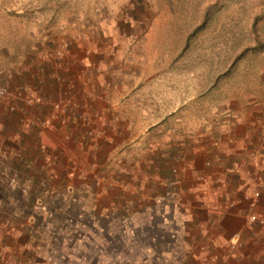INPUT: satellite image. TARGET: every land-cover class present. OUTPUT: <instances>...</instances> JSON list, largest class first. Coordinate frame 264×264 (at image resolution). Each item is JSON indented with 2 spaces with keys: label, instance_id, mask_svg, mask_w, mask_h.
Returning a JSON list of instances; mask_svg holds the SVG:
<instances>
[{
  "label": "rangeland",
  "instance_id": "374dc122",
  "mask_svg": "<svg viewBox=\"0 0 264 264\" xmlns=\"http://www.w3.org/2000/svg\"><path fill=\"white\" fill-rule=\"evenodd\" d=\"M124 41L129 47L122 53ZM11 62L13 70L33 76L32 88L26 80L17 88L55 89L53 109L59 102L67 106L61 124L69 126L68 116H75L78 123L92 126L89 134L99 143L102 131L94 125L106 119L101 106H122L128 98L112 97L114 88L121 93L120 88L143 84L149 104L157 99L155 92L169 100L178 91L195 101L201 123L222 121L226 115L230 119L232 106L264 107V0H0L2 86L10 82ZM75 80L82 99L72 96ZM10 85H5L8 95ZM55 163L51 158L49 167ZM53 179L38 180L39 192L32 191L30 175L5 179L7 186H19L24 200L11 219L23 236L13 258L9 242L2 239L1 263L138 264L124 256L129 248L123 219L129 210L122 200L128 185L118 181L110 197L106 192L82 195L75 183L53 192ZM34 194L36 209L29 201ZM42 197L51 201L43 205ZM111 198L116 205L106 206ZM35 222L42 234L31 237ZM33 247L49 252L36 256Z\"/></svg>",
  "mask_w": 264,
  "mask_h": 264
},
{
  "label": "crops",
  "instance_id": "0c3cea01",
  "mask_svg": "<svg viewBox=\"0 0 264 264\" xmlns=\"http://www.w3.org/2000/svg\"><path fill=\"white\" fill-rule=\"evenodd\" d=\"M125 43L122 53L129 47ZM12 63L10 79L6 77L10 82L3 83H11V90L0 98V205L6 206L5 210L0 207V256L2 239L9 242L5 245L13 258L23 236L11 219L24 200L19 186H7L5 179L30 175L35 181L32 191L39 192L38 180L51 175L53 192H64L69 183H75L82 195L106 192L110 197L115 183L128 185L129 193L124 192L122 200L123 208L129 210L123 219L129 248L126 262L264 264V226L247 223L250 214L264 218V152L260 150L264 107L232 106L230 119L206 124L195 114L199 109L195 101L180 97L178 91H172L169 100L155 92L157 99L149 104L143 84L138 89L120 88L121 93L114 88L112 97L128 98L122 106L99 107L106 118L94 125L102 131L99 143L89 134L92 126L78 123L75 116H68L69 126L62 125V114L52 105L57 100L55 89L41 87L35 94L33 76L13 70ZM126 68L132 78L130 66ZM23 80L31 87L27 92L17 88ZM75 88L72 96L82 99L78 81ZM33 120L37 125L30 124ZM253 151L259 157L248 161ZM51 158L56 160L54 168L49 167ZM92 163H97L96 170H90ZM159 196L168 197L169 204L158 202ZM36 197H29L35 209ZM42 198L43 205L51 201ZM107 201L106 206L116 205L112 198ZM32 226L31 237L42 234L36 222ZM235 234H239L238 245L232 250ZM31 250L36 256L49 252Z\"/></svg>",
  "mask_w": 264,
  "mask_h": 264
},
{
  "label": "built area",
  "instance_id": "2783aa9c",
  "mask_svg": "<svg viewBox=\"0 0 264 264\" xmlns=\"http://www.w3.org/2000/svg\"><path fill=\"white\" fill-rule=\"evenodd\" d=\"M58 54L60 55L61 53L58 52ZM7 94H8V90H7V88H6L5 86L0 85V98H4V97H6ZM66 107H67L66 105H64V104H62L61 102H59V103L55 104V106H54V110H55L56 112H58V113H62V114H64V113L66 112ZM228 119H229V118H228V115H226V116H225V120L222 119V121H226V120H228ZM213 121H214L216 124H219V123L222 122V121H220V118H218V117L216 118V120H213ZM63 122H64V120H63ZM30 124H31V125H35V124H36V121L33 120V121L30 122ZM260 150L264 152V137H263V141H262V143H261V148H260ZM258 157H259V152H257V151H253V152H251V153L248 155L247 160H248V161L256 160ZM254 196H255L256 198H259V197H260V193H259V192H256V193H254ZM156 200H157L158 202H160V203H164V204H169V202H170V199H169L168 197H166V196H159V197L156 198ZM247 223H248L249 225H255V224H258V225L264 226V218H263V217H260V216H258V215H256V214H250V215H248V217H247ZM238 239H239V234H235L233 240H232L231 243H230V247H231L232 250H235V249L237 248V245H238Z\"/></svg>",
  "mask_w": 264,
  "mask_h": 264
}]
</instances>
